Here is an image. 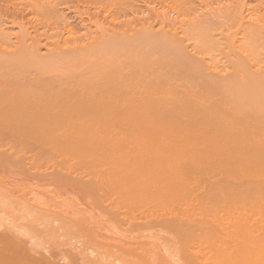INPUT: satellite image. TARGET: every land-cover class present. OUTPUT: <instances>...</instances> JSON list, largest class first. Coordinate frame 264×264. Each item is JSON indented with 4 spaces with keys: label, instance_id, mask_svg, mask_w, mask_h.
<instances>
[{
    "label": "bare ground",
    "instance_id": "6f19581e",
    "mask_svg": "<svg viewBox=\"0 0 264 264\" xmlns=\"http://www.w3.org/2000/svg\"><path fill=\"white\" fill-rule=\"evenodd\" d=\"M67 1L70 5L71 1ZM38 2L32 8L33 4L24 6L15 0H0V129L126 131L129 132L128 141L131 143L142 146L158 143L155 148L162 145L166 150L163 148L161 155L165 154L166 157H186L183 158L186 161L193 153L192 157L198 156L195 157L197 161L199 157L206 156L219 165H225L228 170L223 169L227 174L231 172L258 178L239 182V186H242L239 187L242 191H239V195L240 192L249 195L255 193V201L251 202L264 205V198L256 196L264 195V58H257V52V55H261L263 51L255 47L257 43L264 47L263 14L247 19L244 10L247 9V14L254 12L250 11L251 5L245 0H232L228 5L225 3L226 6L212 7L213 10L198 9L192 18L182 17L178 21L180 16H173L176 20L171 21L170 15H163L158 10L160 15L151 7L164 20L153 16V12L146 9L154 21V17H158L156 23L152 20L155 25L164 22L162 27L158 23L159 30L154 25L155 30L146 14L143 19L148 18V25L143 27L144 20L138 19L137 25L139 22L142 26L138 25L137 28L135 18L134 23L129 18L123 22L119 21L121 18L118 16L120 23H116L118 21L113 15L110 18L114 20L105 12L102 15L101 9H88L91 5L87 7L82 3V8L78 0L76 2L79 4L75 3L76 7L71 10L74 2L70 6L61 1L56 3L55 0L53 3L56 4ZM102 2L106 4L108 1ZM38 4L49 12L47 20L54 18L53 21L50 18L51 23L46 20V25L49 23L51 28L55 26L56 30L51 33L45 31L46 25L42 27L44 13L43 22L31 14L37 8L36 12H39L41 6ZM69 10H73L72 14L78 17L79 20L77 17L75 19L77 23L72 21L75 17L69 15ZM124 14L128 15L126 12ZM218 22L221 25L224 22L226 28L223 27L224 23L218 26ZM15 25L17 30L10 28ZM216 25L221 31L215 28ZM49 27L47 29L50 32ZM215 29L219 37L215 36L218 33ZM222 36L227 49L221 50L224 54L221 56L222 53H219L220 58L219 54L208 56L209 60L203 56L195 58L186 51V46L190 45L193 50L201 44L222 43L219 41ZM184 41H188V45ZM145 45L149 46L146 53L154 52V46L162 52L155 49L157 56L150 61V54L156 53L144 54ZM197 50L200 48L193 52ZM176 145L185 146L187 150L192 147V151L199 149L191 152L189 148L190 152L185 151L183 156L185 148L182 154L176 149L174 152L179 155L173 152ZM154 147L152 150H156ZM0 152L1 157L3 152ZM7 156L10 157L9 154ZM193 161L196 162L195 159ZM214 164L211 162L209 165L217 166ZM1 182L0 186L4 184L6 188L0 190L5 192L7 183ZM221 182L219 186L211 184L220 188ZM229 183L222 185L229 189ZM234 184L230 186L233 188ZM245 195L241 196L247 198L248 195ZM39 213H36L39 219L52 220L51 212ZM9 222L7 225L0 223V264H80L78 260L82 259L83 247H78L79 244L69 247L66 242L57 243L56 240L49 246L35 240L26 241L17 225L13 221ZM262 250L251 249L249 253L241 251L245 253H240L243 254L239 258L240 263L264 264V247ZM253 251L255 253H250ZM86 257L85 260L88 259ZM84 258L80 260L81 264H88Z\"/></svg>",
    "mask_w": 264,
    "mask_h": 264
},
{
    "label": "rangeland",
    "instance_id": "374dc122",
    "mask_svg": "<svg viewBox=\"0 0 264 264\" xmlns=\"http://www.w3.org/2000/svg\"><path fill=\"white\" fill-rule=\"evenodd\" d=\"M15 1L16 3L18 1L19 5L25 6L26 4L34 5L39 0L36 2H34L35 0H25L28 3H25L24 0ZM40 1L52 2V4L61 1L65 5L67 0H55L56 3H53L54 0ZM40 1L38 3H41ZM70 1V5L74 2L70 10L76 7L75 3L80 1L82 8L83 4L87 7L91 5L88 9L92 10L93 7L94 10L96 9L95 11L97 8L98 11L101 9L102 15L105 12L109 14V18L113 15V18L119 19L120 17L119 21L123 22H125L124 19L128 21V18L132 22L135 18L136 25L138 19L144 20V14L147 17L151 16L149 11H152V8L159 10L161 14L163 12V15H170L171 21H175L180 16L181 18H177L178 21V19L192 18V14L195 15V10H213L223 4L226 6L225 3L227 5L232 3V0H206L204 2L201 0H188V2L187 0H100L101 2L92 0L95 3L98 1L99 4L98 2L92 4L91 0ZM102 1H108V4ZM170 1L172 2L170 3ZM245 1L251 5L250 11L254 12L247 14V9L244 10L243 14L247 16V19L256 18L258 15L262 16V14L264 16V0ZM67 4L69 5V1ZM40 6L38 7L40 8ZM107 6L110 7V10ZM32 8H35V5ZM120 8L122 9L119 10ZM41 9L38 10L39 12L33 10L35 14L32 11L31 14L37 16L40 22L45 15L42 27H52L49 23L46 25V17L49 12L46 9H42L43 11ZM85 9L87 10L86 7ZM124 11L128 15L124 14ZM157 11L155 12L158 14L159 11ZM72 12L73 10L70 14L67 13L71 15ZM116 12L118 13L116 14ZM155 12L152 13L153 16L156 15ZM71 16L75 17V14L73 13ZM156 16L154 17L156 19L161 17ZM35 17H32L33 20L36 19ZM76 17L74 19L71 17V19L77 23L79 19L77 17L78 20H75ZM50 18L53 21L54 18ZM146 18L143 27L148 25L150 19L151 22L154 21L153 18L149 17V21ZM156 19L155 23L158 21ZM119 21L115 20L116 23H120ZM168 21H170L169 18ZM133 23L132 26H134ZM158 23L162 27L164 22L160 21L155 25L159 30ZM219 23L221 25V22H218V26ZM138 25L140 26L141 23L138 22ZM132 26H130L131 29ZM155 26L152 28L155 29ZM218 26L216 25L215 28L221 31ZM225 26L224 23L223 27ZM51 27H49L50 32L47 28L45 31L51 33L56 30L55 26ZM91 27L94 28V26ZM164 27L167 28L166 25ZM10 28L18 29L16 25ZM218 35L219 32L215 36ZM223 39L222 36L219 40L223 44L220 42L212 45L201 44L203 48L201 45L197 46L201 50V52L197 50L200 53L193 52L197 48L195 46V49L191 50L193 48L191 45L186 46V51L190 53L189 56L193 55L191 57L203 56L205 60L210 59L208 56H216L219 53H222V56L224 52L221 50L227 49ZM151 46L153 47V45ZM144 47L143 52L145 51L146 55L156 53L155 49L158 50H156L157 52L159 50L162 52L161 49L154 46V52L146 53L149 46L145 47L147 49ZM255 47L256 50L259 47L258 51H263V54L261 52V55H257L259 53L254 49L257 52V58H264V47L261 44L258 46V43ZM255 52H253L254 55ZM155 56L157 53L152 56L150 54V61ZM74 129L55 128L42 129V131L39 129L38 131H35L37 129L34 131L32 129L31 131L30 129L28 131L25 129V131L0 129V151L3 152L0 157V180L7 183L8 188L5 189L6 191L4 190L5 192H1L3 189L0 190V223L7 225L10 223L9 221H13V224H16L23 232L22 238L26 241L35 240L49 246H52L56 240H58L57 243L66 242L69 247L79 244L78 247H83L82 259L87 256L88 261L85 258L84 260L88 264H241L240 259L243 254L240 255V253H245L248 251L247 249L263 252L264 205L252 203V200L255 201L253 199L255 193L249 195L245 192L248 196L245 193L241 194L242 186L238 184L247 180H258V178L231 172L229 175L230 173L225 172L228 170L225 165H219L218 162L215 163L206 156L199 157L200 160L197 161L198 156L192 157V153V156L190 154L192 159H190L188 153L195 152L199 148L192 151V147H189L191 150L187 147V150L185 146L176 145L173 152L177 150L179 154H182L188 151L186 156L189 159L184 161L183 158L186 157L171 158L166 157L165 154L161 155V151L165 147L161 145L162 148L160 146L155 148L158 143L150 144V146L143 144L142 146V144L129 142V132L126 131ZM152 147L156 150H152ZM183 148L186 149L184 152H182ZM199 151L197 154H200ZM177 152L174 153L178 154ZM8 154L10 157L7 156ZM185 154L186 152L183 156ZM201 154H203L202 151ZM156 155L158 156L156 157ZM194 159L196 162L193 161ZM206 160L209 162L208 164ZM210 161L217 166L214 164L216 167L211 165L212 168H210ZM217 169L222 172H218ZM224 175L227 176L224 177ZM214 180L217 181L216 184ZM224 180L230 182L227 185L229 189H226L225 186L228 182ZM218 181L221 182L220 188H215L217 184L219 186ZM211 183L216 186L213 187ZM232 184H234L233 188L230 186ZM3 187L4 184L2 187L0 186V188ZM236 187H240V190ZM239 191H241L240 195ZM241 195H245L247 198ZM256 196L264 198V195L256 194ZM39 212H49V214L51 212L50 215L54 217L51 219L55 220L53 222H51L52 220H41L36 216V213ZM62 222H65L64 225ZM58 225L59 228H57ZM78 247L76 248L78 249ZM82 259H77L80 264Z\"/></svg>",
    "mask_w": 264,
    "mask_h": 264
}]
</instances>
